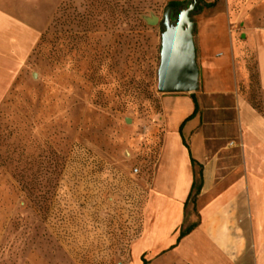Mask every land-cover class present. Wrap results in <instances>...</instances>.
I'll use <instances>...</instances> for the list:
<instances>
[{
  "label": "rangeland",
  "instance_id": "1",
  "mask_svg": "<svg viewBox=\"0 0 264 264\" xmlns=\"http://www.w3.org/2000/svg\"><path fill=\"white\" fill-rule=\"evenodd\" d=\"M38 1L39 41L0 106V264H171L141 241L167 94L161 37L187 0ZM198 206L196 195L183 228Z\"/></svg>",
  "mask_w": 264,
  "mask_h": 264
},
{
  "label": "crops",
  "instance_id": "2",
  "mask_svg": "<svg viewBox=\"0 0 264 264\" xmlns=\"http://www.w3.org/2000/svg\"><path fill=\"white\" fill-rule=\"evenodd\" d=\"M212 2L198 0L191 16L198 91L162 97L152 220L141 246L167 251L171 264H264V0L205 6ZM42 19L38 0H0V106L39 41ZM247 52L259 105L246 92ZM196 167L198 222L177 241Z\"/></svg>",
  "mask_w": 264,
  "mask_h": 264
},
{
  "label": "water",
  "instance_id": "3",
  "mask_svg": "<svg viewBox=\"0 0 264 264\" xmlns=\"http://www.w3.org/2000/svg\"><path fill=\"white\" fill-rule=\"evenodd\" d=\"M197 3L198 0H191V4L179 13L171 32L161 37L156 87L160 93H192L199 88V70L191 19ZM167 15L168 10L165 16ZM157 21V18H152L147 22L155 25Z\"/></svg>",
  "mask_w": 264,
  "mask_h": 264
},
{
  "label": "trees",
  "instance_id": "4",
  "mask_svg": "<svg viewBox=\"0 0 264 264\" xmlns=\"http://www.w3.org/2000/svg\"><path fill=\"white\" fill-rule=\"evenodd\" d=\"M186 3L188 4V6L191 4V0H187L186 1ZM179 4V2H171L169 5H172V6H174V5H178ZM214 4V2H212V3H205V6H211V5H213ZM187 6V7H188ZM256 76H257V74H256ZM192 96V98H193V101H194V104H195V111H194V113L197 111V109H198V104H197V100H196V98H195V96L192 94L191 95ZM194 113L192 114V115H190L189 117H192L193 115H194ZM184 143H185V145H186V147H188V145L186 144V142L184 141ZM190 152V151H189ZM190 159H191V163H192V165L193 166H196V162H195V160L192 158V157H190ZM198 175L200 176V172L198 171ZM200 188H201V181H200V179H199V183H198V185H196V182L194 181V183H193V185H192V188H191V191H190V193H189V196H188V198H187V200H186V202H185V206L188 204V201L192 198V197H194V196H196V195H198V193H199V191H200ZM197 224V223H196ZM196 224H193V225H190V226H188V227H186V228H181L180 229V233H179V236H178V238H177V241H179L181 238H183L185 235H187L195 226H196ZM143 264H146V262H143Z\"/></svg>",
  "mask_w": 264,
  "mask_h": 264
},
{
  "label": "built area",
  "instance_id": "5",
  "mask_svg": "<svg viewBox=\"0 0 264 264\" xmlns=\"http://www.w3.org/2000/svg\"><path fill=\"white\" fill-rule=\"evenodd\" d=\"M230 143H232V142H230Z\"/></svg>",
  "mask_w": 264,
  "mask_h": 264
}]
</instances>
